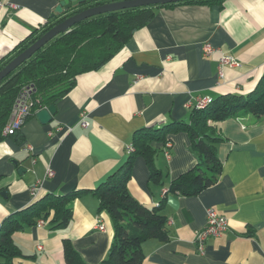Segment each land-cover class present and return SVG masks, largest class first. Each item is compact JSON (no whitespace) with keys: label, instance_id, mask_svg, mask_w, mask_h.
I'll return each instance as SVG.
<instances>
[{"label":"crops","instance_id":"0c3cea01","mask_svg":"<svg viewBox=\"0 0 264 264\" xmlns=\"http://www.w3.org/2000/svg\"><path fill=\"white\" fill-rule=\"evenodd\" d=\"M1 1L0 58L41 27L61 0ZM153 17L102 68L77 77L54 104L50 122L41 124L36 112L18 130L21 141L0 142V225L46 194L78 193L69 203L66 228L52 229L40 219L14 235L23 256L12 264H65L63 240L83 262L100 264L114 230L107 213L98 210L94 192L125 165L135 133L173 121L189 123L197 99L245 96L258 85L264 71V0L177 4L157 9ZM206 43L238 64L224 69L223 78L218 77L219 52L202 53ZM82 111L85 128L77 122ZM219 130L217 183L196 196H166L162 214L168 240L143 242L140 264H264V113L256 118L238 111ZM166 138L168 158L165 144L153 143L164 186L147 183L141 156L133 157L126 182L130 196L147 208L157 206L170 181L198 162L185 132ZM209 208L226 218L227 229L207 238L199 253L195 240ZM99 223L104 230L96 228Z\"/></svg>","mask_w":264,"mask_h":264},{"label":"trees","instance_id":"16d2710c","mask_svg":"<svg viewBox=\"0 0 264 264\" xmlns=\"http://www.w3.org/2000/svg\"><path fill=\"white\" fill-rule=\"evenodd\" d=\"M117 1L125 0H86L63 15H51L23 43L0 58V70L63 19L85 9ZM220 2L221 0H187L109 12L84 19L69 31L57 35L0 81V142L6 138L21 141L18 131L8 136L3 131L10 117L14 98L23 87L33 89L31 98L35 106L31 111L36 113V110L54 105L65 96L74 87L79 75L102 68L124 47L137 29L152 21L157 9L177 4L215 5ZM241 110L256 118L263 115L264 71L258 85L248 95L218 96L203 108L193 107L189 123L173 121L157 129L148 127L135 133L131 143L134 150L125 165L94 192L99 202L98 210L107 213L114 230L107 257L100 264H140L144 258L140 247L143 242L153 239L163 243L168 240L167 218L162 214L166 196H196L217 183L222 170V163L216 154V146L223 140L219 127ZM177 132L188 135L198 162L192 169L170 181L157 206L147 208L133 199L126 190L133 157L141 156L144 159L148 170L147 183L162 188L166 175L156 169L154 156L157 149L153 143L164 144L168 141V134ZM77 195L76 192L62 196L46 194L19 213L6 217L0 225V264H12L15 259L23 256L14 243V235L34 226L38 220L43 219L52 229L66 228L72 218L69 203ZM61 250L63 263L87 264L73 249L69 240L62 241Z\"/></svg>","mask_w":264,"mask_h":264},{"label":"built area","instance_id":"2783aa9c","mask_svg":"<svg viewBox=\"0 0 264 264\" xmlns=\"http://www.w3.org/2000/svg\"><path fill=\"white\" fill-rule=\"evenodd\" d=\"M2 5L3 3L0 0V6ZM202 51H203L202 53L206 56L211 55L214 52H219L218 49H215L209 43L204 44ZM236 63L237 62L232 56L219 52V58H218V63H217L218 75H219L218 77L223 78L222 76L224 75L223 74L224 69L234 68L238 65ZM32 92H33V89L29 86H26V87H23L18 93V95L14 98L15 100L12 105V109L10 111L11 112L10 117L3 131V134L5 136L12 135L15 131H18L23 126V123H25L28 117L32 113H34L31 111L34 109V106H35V103L33 99L31 98ZM210 102H212V100L209 98H199L197 99L196 103H194L195 104L194 107L197 109H200V108L205 107V105L207 106L208 104H210ZM36 111L38 112V110ZM85 120H86V116L84 112L82 111L79 114V120L77 122H79V125L81 127L85 128L88 125L87 121ZM164 144L166 148L164 156L168 158L170 155L169 149L171 145L168 142ZM127 150H128V153H131L133 152L134 148L132 145H129ZM51 173H52L51 171H48L46 173L47 177L52 176ZM205 218H206L205 227L203 228V230H201L197 234L196 240H195L199 253H203V248H204L203 243H205L207 238L220 237L223 234V232L226 231L225 229H227L226 218L222 217V215L218 214L215 210L211 208L207 209ZM42 223H43L42 221H39V224L37 225H40ZM96 228L98 230H104V226L102 225V223H99Z\"/></svg>","mask_w":264,"mask_h":264},{"label":"water","instance_id":"95a60500","mask_svg":"<svg viewBox=\"0 0 264 264\" xmlns=\"http://www.w3.org/2000/svg\"><path fill=\"white\" fill-rule=\"evenodd\" d=\"M86 0H61L58 5L55 7L54 14H64L68 12L73 7L77 6L78 4L83 3ZM187 0H125V1H117L111 3H106L103 5L91 7L85 9L81 12H78L66 19H63L62 22L58 23L46 33L37 39L33 44L28 46L27 49L22 51L16 57H14L10 62L4 66L0 70V81L4 79L9 73H13V71L18 68L24 61L29 59L36 51L42 48L46 43H48L51 39L56 37L57 35L67 32L77 23L83 21L84 19L97 16L100 14H105L114 11H120L124 9H131V8H138V7H146V6H156V5H166L172 4L177 2H183ZM54 105H50L44 109L38 110L36 113V117L41 124H47L51 121V117L55 114ZM4 195V193H1Z\"/></svg>","mask_w":264,"mask_h":264}]
</instances>
